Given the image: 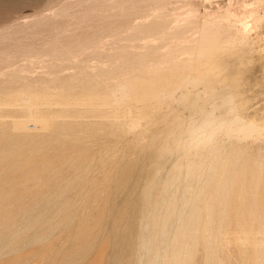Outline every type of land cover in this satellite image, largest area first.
Here are the masks:
<instances>
[{
	"label": "rangeland",
	"instance_id": "rangeland-1",
	"mask_svg": "<svg viewBox=\"0 0 264 264\" xmlns=\"http://www.w3.org/2000/svg\"><path fill=\"white\" fill-rule=\"evenodd\" d=\"M61 1L43 0L33 7L31 0H0V34L11 32L0 35V264H47V258L34 256L45 248L47 257L54 245L73 232L101 190L96 186L98 180L111 175L117 181L123 160L128 161L130 176L115 192L116 211L106 214L98 225L100 237L83 262L121 264L125 255L127 264L169 260L159 240L153 241L150 250L140 248V243L155 227V206L163 199L170 169L179 159L186 161L187 150L174 148L164 160L165 169L154 175L160 167L156 155L141 149L142 142L134 146L138 133L153 134L168 118L171 103L152 96L149 89V85L165 82L163 73L168 72L173 76L164 89L173 90L190 77L199 80L224 100L219 114L231 107L227 115L245 123L240 132H218L212 142L216 155L207 164L212 176L208 181L210 209L203 208L197 224L207 222L210 240L219 235L221 242L219 247L211 244L205 249L204 234L187 238L192 244L189 264H205L208 253L219 264H264V0H128L114 9L113 27L119 33H100L94 42L98 52L83 53L68 46L66 55L71 61L62 68L46 69L53 63L50 50L54 47L44 48L33 24L41 13H49L47 5ZM239 12L246 13L243 22ZM142 28L151 32L136 34ZM123 48L130 56L125 65L120 57ZM136 61L145 68L130 66ZM75 62L88 64L89 80L82 86L63 88L62 83L77 73ZM105 70L111 71V78L102 74ZM51 80L56 85L46 83ZM122 82L149 95L132 105L109 104L110 86ZM21 89L34 93L30 103L34 107L20 100ZM21 124L30 129L22 130ZM73 144L76 151L58 153ZM81 145L89 151L79 152ZM44 153L56 154L54 164L66 154L56 168L62 178L21 215H8L17 212L18 205L29 200L26 192L35 191L41 183L31 178L24 186L21 180L35 174L45 161ZM73 160H83L85 167L74 171ZM147 181L153 195L149 212L142 215L140 194ZM224 185L235 190L215 197L212 189ZM24 192L26 199H21ZM173 193L165 198L175 201L171 209L196 200L199 188L182 179ZM238 213L243 221L236 219ZM220 215L227 216L223 226ZM10 217H18L14 225L5 221ZM183 226L184 221L176 223L174 218L165 228V237H173ZM19 233L17 242L12 238Z\"/></svg>",
	"mask_w": 264,
	"mask_h": 264
},
{
	"label": "bare ground",
	"instance_id": "bare-ground-1",
	"mask_svg": "<svg viewBox=\"0 0 264 264\" xmlns=\"http://www.w3.org/2000/svg\"><path fill=\"white\" fill-rule=\"evenodd\" d=\"M42 1L43 0H31V5L33 7L40 6ZM127 1L128 0H64L59 3L55 2L51 5H45L47 9H49V13H41L33 25L36 27L37 35H41L40 41L44 48L49 49L54 47L50 50L54 55L53 63L49 64L46 69L62 68L65 63L71 61L70 57L66 55L69 50L67 49L69 48L68 46H75L76 51H82L83 53L98 52L97 49L95 50L94 42L100 37V33L107 32L111 35L119 33V31L115 30L113 27L114 21H116L114 9L120 4H125ZM133 1L135 2L136 0ZM233 6L232 8H234ZM243 9L245 8H242V10ZM248 10L251 9L249 8ZM229 12L232 14V11L229 10ZM248 12L246 11V13ZM239 13L243 15H236L240 16L241 19L239 20L243 22L246 13ZM233 14L235 13L233 12ZM252 14L253 12L251 15ZM150 32V30L142 28L139 29L136 34L142 35ZM4 34L11 35V32L1 33L0 35L4 36ZM56 44H60L62 47H56ZM89 47L90 49H86ZM120 57L122 65H125L127 63L126 60L130 58L125 48L120 51ZM73 65L77 73L70 76L68 82L62 83L63 88L68 85L82 86V84L89 80L90 72L88 64H81L80 66L75 62ZM130 66L145 68L144 63L140 61L131 62ZM49 73L52 75L55 74L54 76L56 77L61 75V73L56 72ZM102 74L111 78V71L109 70L102 71ZM13 76L16 77L17 75ZM163 76L166 79L165 82L158 83L157 85H149V89L152 96H159L167 99L171 103V111L168 114L165 124L161 128L154 129L155 132L153 134L147 135L145 132L143 133L144 130L138 133L135 137L134 146L136 147L139 142H142L139 144L141 149L156 155L160 163L158 166L160 167L154 171V175L160 172L161 169H165L164 160L169 158L174 148L177 150L180 148L186 149L187 153L184 155V158L187 159L186 161L179 159L170 169V171L172 170L170 178L163 186L165 193L160 196V198L163 199H160L155 206V227L148 237L146 235L148 232L145 234L147 237L146 239H144V237L142 238L143 240L140 243V248L150 250L153 241L159 240L165 249H167L169 255V260L160 264H189L192 244L187 238L198 233L204 234L205 249H210L211 244L219 247L221 242V237L219 235L214 236L215 241L212 242L210 240L211 235L207 222H204L201 226L197 224V218H200L202 215L203 208L206 207L205 209H210V185L208 181L212 179V176H210V168L207 164L210 158L216 155L212 150L214 147L212 142L218 132H240L245 123L236 119V117H229V115H227L231 107L225 114H219L218 110L224 106V100L222 101L216 92L210 91V89L199 80L194 81V78L191 77L187 80L183 79L185 80L183 84L177 85L173 90H168L166 88L164 89V85H170L173 74L172 72H168L165 74L163 73ZM46 83L56 85L55 80L47 81ZM194 87H197V89H194ZM19 92L21 93L20 100L29 104L32 103L34 99L32 96L34 93L32 91L21 89ZM148 95L149 92L147 94L145 92L140 93L137 89H133L132 85L127 82L119 83L116 86H114L113 83L110 86L109 92H107V102L114 106H120L126 103L132 105V102H137L139 98H146ZM30 105L34 107L33 104ZM35 119L40 118H33V120ZM29 127V125L25 124L20 125L22 130L28 131L30 129ZM144 136L146 139H143ZM172 141L175 145H173ZM74 146L77 145L73 144L70 148H65L58 153H67L69 151L68 149L76 151L77 147ZM78 150L81 153L89 151L88 147L85 145H81V148H78ZM55 155L56 154L44 153L43 159L45 161L40 168L35 171V174L31 175L29 179L24 177V180H21L24 186H26L27 182L31 181V178H36V180H40L41 183H37V189L35 191L26 192L29 200H26V202L23 200L18 205L17 212L8 215H21L26 211V207L32 201L42 195V193L51 187L56 180L62 178V173H59L62 171H57L56 168L59 163L66 159V154L58 157L54 164V160L52 159H54ZM83 164V160L79 162L73 160L71 165L74 171H77L85 167ZM23 165H25V163ZM52 165H54L53 168L48 174H45V171ZM119 172L117 181L115 176L112 177L111 175H107L98 180L100 184L97 182L96 186H99L101 190H98L94 194L91 200L92 207L88 209L85 212L86 215L82 216L78 221L73 232L65 235L60 243L54 245L55 250L50 255L45 257V254L49 252H46V249L42 248L39 253L35 255L36 257L34 256L35 259L42 258L46 260L47 258V264H84L83 261L85 260L86 254L95 247L100 237L98 225L106 214H113L116 211L114 199L115 192L118 191L122 182L130 176L128 161H122V167ZM182 179H185L188 183L195 184L197 188H199V193L197 194L196 200L185 201L182 205L171 209L170 206L174 205L175 201L165 199L166 195L172 196L174 194V188ZM22 182H20V184H22ZM171 190L172 192H169ZM212 190L213 195L218 198L229 195L235 189L230 185H224ZM207 193H209L207 196L209 200L205 201L203 197H205ZM140 195L142 207L139 213L145 215L149 212L147 206L150 197L153 195L151 183L149 181L142 186ZM23 198H25V192L21 196V199ZM259 209V211H261L260 207ZM259 211L256 213V216L259 215ZM17 218L18 217H10L5 219V221H10L11 225H14ZM174 218L176 223L181 220L184 221V228L178 229L173 237L166 238L164 233L165 228ZM219 219L221 221V226L227 222V216L225 215H220ZM236 219L238 221H243L241 213L237 214ZM21 234L22 233H19L12 239L18 242ZM204 260L205 264H219L218 260L210 256L209 253ZM128 262V258L125 255L122 258L121 264H127ZM86 264L89 263L87 262ZM149 264L152 263L149 262Z\"/></svg>",
	"mask_w": 264,
	"mask_h": 264
}]
</instances>
